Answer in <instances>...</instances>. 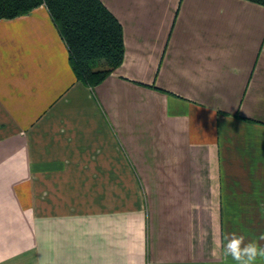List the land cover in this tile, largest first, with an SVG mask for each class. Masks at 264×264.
Wrapping results in <instances>:
<instances>
[{
	"label": "crops",
	"instance_id": "1",
	"mask_svg": "<svg viewBox=\"0 0 264 264\" xmlns=\"http://www.w3.org/2000/svg\"><path fill=\"white\" fill-rule=\"evenodd\" d=\"M102 2L95 87L46 6L0 19V264H222L264 233V5Z\"/></svg>",
	"mask_w": 264,
	"mask_h": 264
},
{
	"label": "trees",
	"instance_id": "2",
	"mask_svg": "<svg viewBox=\"0 0 264 264\" xmlns=\"http://www.w3.org/2000/svg\"><path fill=\"white\" fill-rule=\"evenodd\" d=\"M264 5V0H248ZM46 6L69 51L77 80L101 84L124 61L123 26L102 0H0V19Z\"/></svg>",
	"mask_w": 264,
	"mask_h": 264
},
{
	"label": "clouds",
	"instance_id": "3",
	"mask_svg": "<svg viewBox=\"0 0 264 264\" xmlns=\"http://www.w3.org/2000/svg\"><path fill=\"white\" fill-rule=\"evenodd\" d=\"M264 233L255 239L248 240L244 234L236 232H224L221 238L222 264H226L228 258L234 264H258L264 262ZM215 255V253H214ZM217 259H220L218 256Z\"/></svg>",
	"mask_w": 264,
	"mask_h": 264
}]
</instances>
